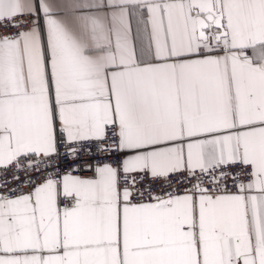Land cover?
Returning <instances> with one entry per match:
<instances>
[{
	"label": "snow or ice",
	"instance_id": "1",
	"mask_svg": "<svg viewBox=\"0 0 264 264\" xmlns=\"http://www.w3.org/2000/svg\"><path fill=\"white\" fill-rule=\"evenodd\" d=\"M0 264H264V0H0Z\"/></svg>",
	"mask_w": 264,
	"mask_h": 264
}]
</instances>
